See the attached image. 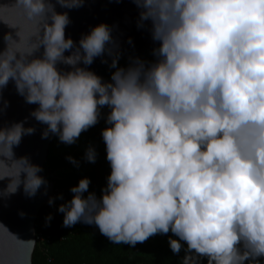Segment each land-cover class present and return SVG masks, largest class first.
<instances>
[{
    "label": "clouds",
    "instance_id": "1",
    "mask_svg": "<svg viewBox=\"0 0 264 264\" xmlns=\"http://www.w3.org/2000/svg\"><path fill=\"white\" fill-rule=\"evenodd\" d=\"M57 2L72 8L84 0ZM133 2L137 26L155 42V59L130 56L121 66L108 24L76 42L65 35L68 13L57 12L52 0H14L36 31L24 48L13 47L19 31V39L4 34L0 89L14 82L27 103L38 105L30 114L47 125L42 137L55 134L66 144L109 109L101 129L110 165L106 185L99 197L87 177L72 186V198L58 206L63 225L95 224L114 244L133 247L171 232L172 252L184 251L181 264H262L264 0ZM105 56L111 62L102 63L113 69L107 81L84 67ZM35 131L22 121L0 127V180H7L0 197L21 186L35 196L47 185L42 167L13 150ZM84 158L96 161L94 146ZM57 198L63 194L49 204Z\"/></svg>",
    "mask_w": 264,
    "mask_h": 264
},
{
    "label": "water",
    "instance_id": "2",
    "mask_svg": "<svg viewBox=\"0 0 264 264\" xmlns=\"http://www.w3.org/2000/svg\"><path fill=\"white\" fill-rule=\"evenodd\" d=\"M52 2L56 5L57 12H67L69 15L70 23L65 28L66 37L78 42L93 26L106 23L112 27V35L118 42L119 61L130 56H139L145 60L155 59L152 55L155 42L146 28L137 26L139 10L133 0H84L82 6L72 8L61 6L57 0ZM65 2L70 3L71 0ZM18 31L20 43L14 44L13 47L24 48L28 36L36 31V25L29 22L22 11L14 6V0H0V50L5 46L4 34L10 32L15 39H19L16 36ZM42 53L43 47L35 55L39 56ZM105 58L111 62V57H96L91 65L84 67L104 79L110 69L109 63H102V59ZM58 67L65 70L69 68L64 64H59ZM37 106L27 103L16 91L12 81L0 89V108L3 109L0 111V127L22 121L25 127L32 126L36 129L32 134L23 135L19 145L13 146L15 156L17 158L27 156L32 163L40 165L43 169L49 145L55 134L50 133L47 138L42 137L47 125L37 121L30 114ZM39 175L48 183L41 186L35 196L25 195L21 186L15 194L6 198L0 197V264H32V253L36 243L35 220L40 208L48 203L53 193V184L45 177L43 171ZM6 183L7 180H0V188ZM21 212L25 215L21 216Z\"/></svg>",
    "mask_w": 264,
    "mask_h": 264
},
{
    "label": "trees",
    "instance_id": "3",
    "mask_svg": "<svg viewBox=\"0 0 264 264\" xmlns=\"http://www.w3.org/2000/svg\"><path fill=\"white\" fill-rule=\"evenodd\" d=\"M119 63L125 66L128 59ZM112 71L110 68L105 81L110 80ZM108 111L106 106L101 109L99 122L82 132L76 143H63L55 135L49 145L43 174L53 184L52 197L63 194L64 199H55V212L48 211L47 206L43 205L37 214L35 233L41 235L42 240H36L32 264H181L184 251L178 255L172 252L168 243L171 232L153 235L133 247L128 244H114L100 233L95 224L78 222L71 227L63 225L64 214L58 211V206L72 198V186L77 185L81 178L87 177L91 181L89 191L95 192L99 197L101 188L106 185L110 165L106 160L101 129L107 126L105 117ZM89 145L94 146L97 151L94 163L84 158ZM69 156L79 162L78 166L68 159ZM49 214L52 219L46 223ZM204 264H207L206 260Z\"/></svg>",
    "mask_w": 264,
    "mask_h": 264
},
{
    "label": "built area",
    "instance_id": "4",
    "mask_svg": "<svg viewBox=\"0 0 264 264\" xmlns=\"http://www.w3.org/2000/svg\"><path fill=\"white\" fill-rule=\"evenodd\" d=\"M102 109H104V107H103ZM46 206H47V210H48V211L51 210V212H55V211L57 210L56 205H55L54 203L50 205V204H49V201H48V203L46 204ZM35 239L38 240V241H41V240H42V237H41V235H36V236H35Z\"/></svg>",
    "mask_w": 264,
    "mask_h": 264
}]
</instances>
